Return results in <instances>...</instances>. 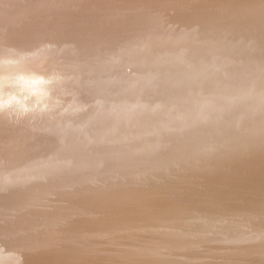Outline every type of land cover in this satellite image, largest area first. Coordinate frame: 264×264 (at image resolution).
Wrapping results in <instances>:
<instances>
[{"label":"bare ground","instance_id":"bare-ground-1","mask_svg":"<svg viewBox=\"0 0 264 264\" xmlns=\"http://www.w3.org/2000/svg\"><path fill=\"white\" fill-rule=\"evenodd\" d=\"M0 264H264V0H0Z\"/></svg>","mask_w":264,"mask_h":264},{"label":"rangeland","instance_id":"rangeland-1","mask_svg":"<svg viewBox=\"0 0 264 264\" xmlns=\"http://www.w3.org/2000/svg\"><path fill=\"white\" fill-rule=\"evenodd\" d=\"M31 153H32V152H31ZM34 153H35V152H34ZM44 153H45V152H44ZM35 154H36V155H39L40 153H38V154L35 153ZM42 154H43V153H42ZM42 154H41V155H42ZM31 155H32V154H31ZM36 155H35V156H36ZM32 156H33V158H34V154H33ZM38 157H39V156H36V157H35L36 160L38 159ZM35 158H34V161H35ZM28 172H29V171H28ZM30 172H31V173H30ZM30 172H29V174L27 175L28 177H30V176L32 177L34 174H35V175L37 174V173H34L33 171H30ZM31 174H32V175H31ZM35 175H34V176H35ZM34 176H33V177H34ZM92 176H93V174H92ZM92 176H91V179H94V180L98 179V181L100 182L101 179H99V177L96 178V175H95L94 178H92ZM38 178H42V177L40 176V177H38ZM38 178H36L37 180H36L35 178H33V179H35V183H39V185H40L41 183L45 184V182H43V181L40 180V179L38 180ZM33 179H32V180H33ZM94 180L92 181V180L89 179V182L91 181V182H93V183H91V182H90V183H91V184H94ZM39 181H41V182H39ZM98 181H96L95 183H97ZM21 182H22V183H21ZM24 182H25V183H24ZM99 182H98V183H99ZM26 183H27V182L23 180V181H20V183H18V184H20V186H19L18 184H17V185H18V187H19L20 189H21V187L23 186V188H22L21 190H24V189H25V186H26ZM29 183H30V181L27 183V185H28ZM98 183H97V185H99V186L92 185L93 188H97V189H99V188H100V185L102 184V182H100L99 184H98ZM23 184H24V185H23ZM33 184H34V180H33ZM88 184H89V183H88ZM91 184H90V186H91ZM17 185H16V187H17ZM21 185H22V186H21ZM39 185H38V186H39ZM41 186H43V185L41 184ZM101 186H102V185H101ZM102 187H103V186H102ZM102 187H101V188H102ZM20 189H19V190H20ZM97 189H96V191H98ZM44 231H45V230H44ZM44 231H43V230H38V231L34 234V235H36V236H38V237L34 238V235H32L31 237L34 238V239L39 238L38 240H41L42 238L47 240L48 237H49L48 234H50V232L45 231L46 233H44V234H47V235L45 236V235L43 234ZM38 233H39V234H38ZM42 236H43V237H42ZM31 237H30V238H31ZM40 237H41V238H40ZM44 237H46V238H44ZM49 238H50V237H49ZM34 239H33V240H29L28 242H22V243H24L23 245H26V246H23V247H22V243L20 244V246H19L18 248H19V249L21 248V249L24 251V253H23L21 250H19V249L17 248L16 251H14V254H15L16 256L25 255V251H26V252H29V250H28V248H29V244L31 245L32 243L35 242ZM41 242H42V241H41ZM24 247H26V248H24ZM23 248H24V249H23ZM25 249H26V250H25ZM17 250H18V252H17ZM20 252H22L23 254H21ZM16 253H17V254H16ZM19 253H20V254H19ZM26 254H27V253H26Z\"/></svg>","mask_w":264,"mask_h":264}]
</instances>
